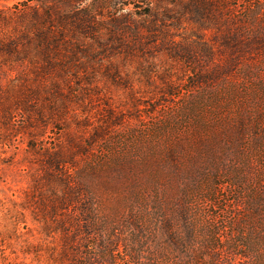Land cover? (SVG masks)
I'll return each mask as SVG.
<instances>
[{
    "label": "rangeland",
    "instance_id": "rangeland-1",
    "mask_svg": "<svg viewBox=\"0 0 264 264\" xmlns=\"http://www.w3.org/2000/svg\"><path fill=\"white\" fill-rule=\"evenodd\" d=\"M72 1L0 0V264H66L56 156L85 175L125 264H264V53L197 86L234 58L214 24L172 16L151 38L129 0ZM221 4L264 30V0Z\"/></svg>",
    "mask_w": 264,
    "mask_h": 264
},
{
    "label": "trees",
    "instance_id": "trees-1",
    "mask_svg": "<svg viewBox=\"0 0 264 264\" xmlns=\"http://www.w3.org/2000/svg\"><path fill=\"white\" fill-rule=\"evenodd\" d=\"M134 1L136 0H129V3L125 4L126 6L132 5L136 9L130 13V18L138 28L150 29L151 38L156 37L154 33L157 31V27L163 26L167 19L175 16L179 21L188 16L190 20L202 26L214 24L218 29L220 46L223 49L231 48L234 58L226 68L216 70V75L213 77H202L197 86L215 83L231 75L242 62L264 53V30L261 33L247 35L244 26L239 25L238 21H227L221 15L223 0H181L175 2L145 0L142 2L144 10L141 11L137 10L138 7L136 3H133ZM171 4H176V6L182 4L183 10L175 12V8L171 7ZM217 13L220 14L217 15ZM229 24L230 27H228ZM225 25L228 27L227 33L223 31ZM164 43L171 56L184 61L191 59V53L182 52L184 48L181 47V43H170L167 40H164ZM54 44L57 48L58 44L56 42ZM74 164V159L66 161L61 156L51 158L50 161L51 169L55 171V175L52 177L57 178L63 185L62 192L55 195L57 203H54L52 207V215L58 220L57 228L62 233V261H65L66 264H125L123 258L125 253H121L119 250L120 237L115 235L113 240L104 237L107 221L100 218V206L93 201L95 192L87 187L84 183L85 175L76 171ZM85 251L86 255H84ZM88 253L90 254L87 255ZM135 256L127 255L128 264H142L140 255ZM167 257H158L156 264H161L160 260L164 258L166 260ZM148 260L149 264H155L153 258L152 261L151 258Z\"/></svg>",
    "mask_w": 264,
    "mask_h": 264
}]
</instances>
